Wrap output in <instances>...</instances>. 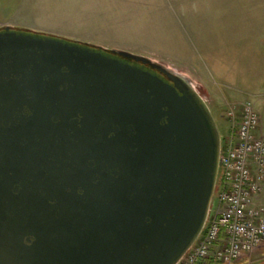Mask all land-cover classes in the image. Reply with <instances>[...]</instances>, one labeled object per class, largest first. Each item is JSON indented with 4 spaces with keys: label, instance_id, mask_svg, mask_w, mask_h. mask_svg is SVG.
<instances>
[{
    "label": "water",
    "instance_id": "1",
    "mask_svg": "<svg viewBox=\"0 0 264 264\" xmlns=\"http://www.w3.org/2000/svg\"><path fill=\"white\" fill-rule=\"evenodd\" d=\"M220 148L188 77L0 29V264H176L203 229Z\"/></svg>",
    "mask_w": 264,
    "mask_h": 264
},
{
    "label": "rangeland",
    "instance_id": "2",
    "mask_svg": "<svg viewBox=\"0 0 264 264\" xmlns=\"http://www.w3.org/2000/svg\"><path fill=\"white\" fill-rule=\"evenodd\" d=\"M7 25L126 51L188 77L222 147L227 103L251 99L264 114V0H0ZM253 257L248 264H264Z\"/></svg>",
    "mask_w": 264,
    "mask_h": 264
},
{
    "label": "built area",
    "instance_id": "3",
    "mask_svg": "<svg viewBox=\"0 0 264 264\" xmlns=\"http://www.w3.org/2000/svg\"><path fill=\"white\" fill-rule=\"evenodd\" d=\"M214 198L196 242L177 264H237L264 245V114L251 99L225 107Z\"/></svg>",
    "mask_w": 264,
    "mask_h": 264
},
{
    "label": "flooded vegetation",
    "instance_id": "4",
    "mask_svg": "<svg viewBox=\"0 0 264 264\" xmlns=\"http://www.w3.org/2000/svg\"><path fill=\"white\" fill-rule=\"evenodd\" d=\"M113 56L123 60L124 62H128V63H131L133 65H136L140 68H143L145 70H148V71H151L152 73L156 74L158 77L164 79L165 81H169L167 76L164 75L161 71H159L157 68H155L154 66H151V65H147V64H143L142 62H139V61H134L130 58H125V57H121L117 54H114ZM170 82V81H169Z\"/></svg>",
    "mask_w": 264,
    "mask_h": 264
},
{
    "label": "crops",
    "instance_id": "5",
    "mask_svg": "<svg viewBox=\"0 0 264 264\" xmlns=\"http://www.w3.org/2000/svg\"><path fill=\"white\" fill-rule=\"evenodd\" d=\"M262 93H254V94H251V95H248V97H255V98H257V97H261V99H262V96H263V94L261 95ZM261 95V96H260ZM254 98V99H255ZM256 100V99H255ZM260 251L261 250H258L256 253H254V254H252V256H257L256 258H258V259H260V260H263L264 258H262L261 259V257H264V254H260ZM260 257V258H259Z\"/></svg>",
    "mask_w": 264,
    "mask_h": 264
}]
</instances>
